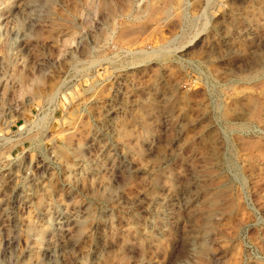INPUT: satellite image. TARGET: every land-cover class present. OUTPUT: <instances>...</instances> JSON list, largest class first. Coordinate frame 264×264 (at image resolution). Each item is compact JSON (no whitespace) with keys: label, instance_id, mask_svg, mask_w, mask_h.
<instances>
[{"label":"rangeland","instance_id":"rangeland-1","mask_svg":"<svg viewBox=\"0 0 264 264\" xmlns=\"http://www.w3.org/2000/svg\"><path fill=\"white\" fill-rule=\"evenodd\" d=\"M0 264H264V0H0Z\"/></svg>","mask_w":264,"mask_h":264},{"label":"built area","instance_id":"built-area-1","mask_svg":"<svg viewBox=\"0 0 264 264\" xmlns=\"http://www.w3.org/2000/svg\"><path fill=\"white\" fill-rule=\"evenodd\" d=\"M6 146V145H5Z\"/></svg>","mask_w":264,"mask_h":264}]
</instances>
